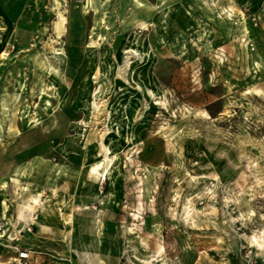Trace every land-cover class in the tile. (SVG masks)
I'll return each mask as SVG.
<instances>
[{
    "label": "rangeland",
    "instance_id": "374dc122",
    "mask_svg": "<svg viewBox=\"0 0 264 264\" xmlns=\"http://www.w3.org/2000/svg\"><path fill=\"white\" fill-rule=\"evenodd\" d=\"M15 12L0 25V264H16L24 194L88 205L74 264L264 262L249 244L264 235V0ZM101 138L103 183L88 172Z\"/></svg>",
    "mask_w": 264,
    "mask_h": 264
},
{
    "label": "crops",
    "instance_id": "0c3cea01",
    "mask_svg": "<svg viewBox=\"0 0 264 264\" xmlns=\"http://www.w3.org/2000/svg\"><path fill=\"white\" fill-rule=\"evenodd\" d=\"M26 3L27 0H0V25L5 27L12 24L15 15L18 14L15 10L25 8ZM89 174L95 177L90 172ZM39 203H42V200ZM44 204L43 202L42 205L31 206L38 210L35 221L37 227H30L27 233L20 232L22 238L18 241L17 249L29 250L32 264H74V223L78 224L84 219L76 209L89 207L87 204L80 205L79 202L74 204V201L68 205L69 207L61 206L56 201L50 205ZM43 208L49 210L43 211ZM64 208H69L70 212L67 210L64 212ZM67 235L71 236L66 240ZM82 255L84 253H80L79 256Z\"/></svg>",
    "mask_w": 264,
    "mask_h": 264
},
{
    "label": "bare ground",
    "instance_id": "6f19581e",
    "mask_svg": "<svg viewBox=\"0 0 264 264\" xmlns=\"http://www.w3.org/2000/svg\"><path fill=\"white\" fill-rule=\"evenodd\" d=\"M63 23H65V17L63 16L61 12H59L58 20L56 22V28L58 32L61 31V25ZM97 147H98L99 155H102V156L101 158H98L94 160L93 162H91L88 166V170L93 176H95L100 182L103 183V180L106 178V174H107V171L104 168L103 164L105 163V161L111 160V158H109L110 150H109V147L105 144V141L103 138H101V141L99 142ZM20 198L22 202V208L20 211L21 222L18 225V227L9 230V236L18 241L21 240L22 238L20 232L25 231V233H27V231L29 230V224H30L29 220L30 221L32 220L31 218L32 217V207L31 206L33 204H37L40 202L38 198L36 197V195L25 196L24 194L23 196H20ZM8 224H10V221L6 220V228L4 227L2 232H0V235L4 234L6 230L9 229ZM249 244L250 246L254 247V250L257 251L256 253H258L260 256H262V258H264V235L262 234L257 235L254 233L251 237H249ZM73 249L76 250L78 254H80V252L77 249L75 248ZM83 253L86 255L88 252L83 251ZM17 260H16V264H22L20 258H17ZM87 261H89L88 262L89 264H93L92 262H90V260H87Z\"/></svg>",
    "mask_w": 264,
    "mask_h": 264
},
{
    "label": "built area",
    "instance_id": "2783aa9c",
    "mask_svg": "<svg viewBox=\"0 0 264 264\" xmlns=\"http://www.w3.org/2000/svg\"><path fill=\"white\" fill-rule=\"evenodd\" d=\"M18 258L21 259L22 264H32L29 257V250L27 249H18Z\"/></svg>",
    "mask_w": 264,
    "mask_h": 264
}]
</instances>
